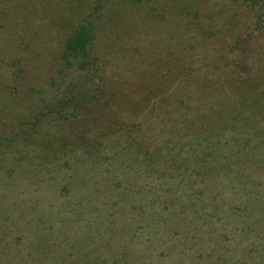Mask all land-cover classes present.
Returning <instances> with one entry per match:
<instances>
[{"label": "rangeland", "instance_id": "1", "mask_svg": "<svg viewBox=\"0 0 264 264\" xmlns=\"http://www.w3.org/2000/svg\"><path fill=\"white\" fill-rule=\"evenodd\" d=\"M96 3L102 17L91 66L69 72L62 62L65 42L79 26L78 15L89 14ZM223 13L235 16L240 26H227ZM196 19L209 39L189 32ZM202 41L244 74H251L247 63L256 62L258 70L264 63V5L253 0H0V264H128L116 248L122 244L131 246L136 258L146 257L142 264L259 263L248 256L257 237L250 219L263 222L264 212L251 206L228 225L220 223L203 244L205 231L191 233L199 219L190 213L180 224L190 235L172 237V223L184 219L183 213L176 204L163 212L159 202L182 198L176 186L188 178L162 161L153 172L139 165L141 141L158 139L148 123L152 111L166 106L154 99L164 64H176L182 47L192 50L193 60L205 62ZM203 66L196 63L191 71ZM172 84L169 89L177 88ZM67 89L79 96L80 112L43 115ZM99 143L100 149L91 151ZM112 143L119 146L114 152ZM215 175L199 178L206 191L200 202L209 206L214 202L208 196L216 202L227 193L243 207L236 186ZM141 186H147L146 200ZM111 188L116 189L110 191L112 201L118 198L116 213L104 200ZM97 208L101 215L91 212ZM102 226L106 234L98 230ZM163 248L169 255L163 256ZM212 249L219 254H210ZM129 264H136L135 258Z\"/></svg>", "mask_w": 264, "mask_h": 264}, {"label": "trees", "instance_id": "2", "mask_svg": "<svg viewBox=\"0 0 264 264\" xmlns=\"http://www.w3.org/2000/svg\"><path fill=\"white\" fill-rule=\"evenodd\" d=\"M253 1L264 5V0ZM101 6V3L99 5L96 3L89 14L83 12L78 15L79 22L76 25L79 26L65 42L62 52L65 70L69 72L89 70L91 53L98 32L97 27L102 17ZM188 9L190 8L188 7ZM231 10L235 12L236 8L232 6ZM223 15L226 16L227 26L230 23L240 26V23L235 21V16L224 13ZM192 18L194 17L192 16ZM184 20L186 21V18ZM191 21L196 26L189 32L194 33V36L197 37L206 36L207 32L201 22H197V19ZM185 23L187 26L188 22ZM206 39H209V36H206ZM202 43L204 46L201 51L205 62L198 59L193 60L188 55L192 50L182 47L180 48L183 53L181 59L191 57L189 61L176 58V64L170 61L164 64L162 80L158 82L161 89L157 92L158 94L154 95V99L160 105L165 104L166 106L152 111L148 123L150 130H156L158 139L148 136L137 147L141 156L139 165L144 172H153L157 162L162 161L161 165H169L174 173L178 172V175L181 176V172H183V175L188 178L183 186H176V189L182 193V198L175 195L172 200L165 198L159 204L163 212L168 211L167 208H170L172 204H176L179 205L178 209L183 213L184 219L172 223L174 228L172 237L178 234L190 235L187 229L184 230V226L180 228L182 227L180 224L187 221L190 213L196 214L199 220H197L198 223L194 222L196 226H191L193 227L191 233L205 231L204 234L201 233V244L205 239L208 242L211 240L210 237H213L215 227H218L220 223L228 225L227 221H231L236 215H245L251 206L264 212V63L260 62L262 66L258 70H255L256 62L254 65L247 63L246 66L250 68L251 74H244L237 64L225 61L221 57L216 58L217 53L209 49V42L202 41ZM197 47L194 46L193 51ZM206 54L210 56V59ZM196 63L197 65L203 63L204 66L201 70L191 71ZM195 72H201L199 78L192 76ZM172 80L176 82L177 88L169 89ZM55 84L57 85V83ZM67 94L69 98L65 97ZM78 99V95L74 96L72 91L67 89L63 94L55 96L53 106L43 115L76 113L81 106V101ZM125 144L127 146V143ZM112 145L116 147L113 149L114 152L119 146L117 143H112ZM96 146L97 144L91 151H95V149L98 151L101 143L98 144V148ZM110 172L112 171L110 170ZM215 173L219 180L222 177L223 180L236 186L239 194H242L244 202L241 205L243 207L235 204L234 195H227V193L223 198L219 197L221 200L216 202L212 200L214 197L208 196V200L214 202L212 205L208 206L206 202L205 204L200 202L205 201L206 191L202 186H199V178L205 175L210 177ZM223 186H225L224 183ZM146 187L141 186L145 200L148 197ZM111 190L116 189L111 188L109 192ZM102 191L103 189L97 190L96 198H101L100 192ZM123 191L125 189L120 193ZM117 197L120 198V196ZM104 198L108 208L116 213L113 209L115 205L119 204L117 203L118 198H115L113 202L111 192ZM228 199L233 201L230 202ZM199 204L203 206L198 208ZM79 206H82L81 203ZM83 209L88 210L86 207ZM199 210L200 214H197ZM91 212L101 215L102 210L91 209ZM252 216L255 215L252 214ZM250 221V229L256 231L257 237L255 238L256 242L253 243L254 249H251L248 256L253 260H259L260 264H264V221L261 222L257 218L250 219ZM132 222L131 224H133ZM87 224L89 223L87 222ZM245 225L243 224L240 233L245 232ZM107 229L102 226L98 230L106 234ZM132 231L135 229L132 228ZM221 231H225V229L222 227ZM133 240L136 242L138 237H133ZM116 248L121 250L124 259L127 258L125 263L129 264L133 258H135L136 264H142L145 261L146 257L143 261L141 258H136L135 250L131 246L122 244ZM217 248H221L220 244ZM145 249L153 251L149 245ZM59 251H63V249L59 248ZM161 251L163 256L169 255L165 248ZM213 253L218 255L219 251L212 249L210 254ZM208 257L213 258V256Z\"/></svg>", "mask_w": 264, "mask_h": 264}]
</instances>
